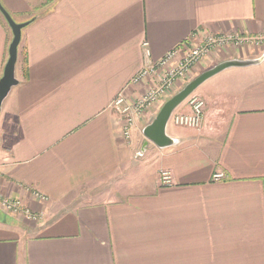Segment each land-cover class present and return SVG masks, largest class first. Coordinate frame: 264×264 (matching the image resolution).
<instances>
[{
    "label": "crops",
    "instance_id": "obj_1",
    "mask_svg": "<svg viewBox=\"0 0 264 264\" xmlns=\"http://www.w3.org/2000/svg\"><path fill=\"white\" fill-rule=\"evenodd\" d=\"M0 3L17 22L34 19L0 115V191L37 216L0 209V264H264V61L200 85L201 128L169 124L167 148L141 154L159 105L130 141L111 106L120 91L134 103L160 84L164 70L134 82L148 62L178 48L174 67L207 34L263 43L219 50L174 93L219 62L260 57L264 0ZM11 40L0 11V77Z\"/></svg>",
    "mask_w": 264,
    "mask_h": 264
},
{
    "label": "built area",
    "instance_id": "obj_2",
    "mask_svg": "<svg viewBox=\"0 0 264 264\" xmlns=\"http://www.w3.org/2000/svg\"><path fill=\"white\" fill-rule=\"evenodd\" d=\"M262 43L263 39L260 37H244L232 33L207 34L199 43L186 49L178 64L174 67H167V65L173 59L179 57L181 49L178 48L167 53L160 61L148 62L142 71L135 76L134 82L144 80L160 70H164L160 84L148 89L134 103L128 102L125 91H120L111 103V106L117 109L120 114L122 133L125 140H131L138 119L145 116L148 111L157 105L161 107L166 99L173 95L177 82L190 77L191 70L195 65L206 61L224 48H239L245 45H261ZM185 102H187L190 111L175 110L170 121L178 126L201 128L205 113V100L194 92ZM223 176V174H217L216 178L220 179ZM159 180L164 185L171 184V172L162 170ZM0 209L6 213L24 215L31 219L37 218L29 208L24 206L21 200L7 198L1 191Z\"/></svg>",
    "mask_w": 264,
    "mask_h": 264
},
{
    "label": "water",
    "instance_id": "obj_3",
    "mask_svg": "<svg viewBox=\"0 0 264 264\" xmlns=\"http://www.w3.org/2000/svg\"><path fill=\"white\" fill-rule=\"evenodd\" d=\"M0 11L5 17L7 23L12 30V40L8 48V58L4 66L3 74L0 77V115L4 100L7 98L12 88L19 84V79L16 75V65L19 55V46L22 41L23 29L27 27L34 19L17 22L12 15L0 3ZM264 61V54L252 59H229L215 64L214 66L202 71L187 82L180 90L166 99L159 109L154 119L148 123L143 134L145 141L142 146L141 154H143L150 143L155 144L160 148H167L174 145L177 140L171 137L167 128L173 112L184 103L188 97L193 94L197 88L206 82L208 79L218 73L231 67H247L250 65L259 64Z\"/></svg>",
    "mask_w": 264,
    "mask_h": 264
},
{
    "label": "rangeland",
    "instance_id": "obj_4",
    "mask_svg": "<svg viewBox=\"0 0 264 264\" xmlns=\"http://www.w3.org/2000/svg\"><path fill=\"white\" fill-rule=\"evenodd\" d=\"M253 46H255V47H259V45H252L251 47H253ZM243 47H246V45L245 46H242V47H239V49H241V48H243ZM249 47V46H248ZM262 54H264V53H261L259 56H261ZM257 58V57H256ZM200 63H198L197 65H199ZM197 65H195L193 68H192V70H191V73L190 74H192L194 71H195V68L197 67ZM194 77H192L191 79H193ZM190 79V80H191ZM189 80V81H190ZM189 81H187V82H189ZM176 88V87H175ZM196 93V92H195ZM172 96V95H171ZM169 124H174L172 121H170L169 122ZM0 126H1V122H0ZM0 135H2V128L0 127ZM150 172L151 171H147L146 173H145V175H149L150 174ZM133 175H136V177H133ZM135 180H137V173L136 172H134V171H132V172H130L129 173V176L126 178V182L127 183H130V182H133V181H135Z\"/></svg>",
    "mask_w": 264,
    "mask_h": 264
}]
</instances>
